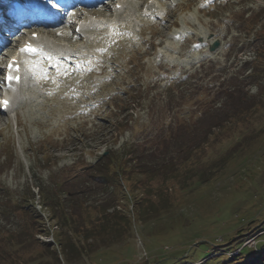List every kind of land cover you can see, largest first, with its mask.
<instances>
[{"label":"rangeland","instance_id":"rangeland-1","mask_svg":"<svg viewBox=\"0 0 264 264\" xmlns=\"http://www.w3.org/2000/svg\"><path fill=\"white\" fill-rule=\"evenodd\" d=\"M164 1L155 2L153 18H138L134 25L128 22V27L115 35L98 39L78 74L52 82L55 85L30 88L26 92L32 98L13 111L0 112V264H67L55 241L58 236L84 242L89 251L100 248L101 251L75 255V264H107L124 252L130 257L128 261L142 262L150 251L164 253L188 239L185 235L165 237L168 224L181 220V210L197 220L195 240L210 236L213 240L214 244H202L203 251H198L197 256L208 251L211 254L207 257L213 258L235 256L241 249L256 253L263 247L264 251V243L258 240L264 238L262 235L256 238L255 245H244L246 237L264 229V129L249 135L241 144L239 136H229L214 143L212 149L211 136L203 149L206 161L201 168L209 167V162L216 161L240 139L234 152L221 165L211 168L207 181L199 182L194 176L184 187L176 181L166 183L164 194L171 206L159 209L153 216L152 211L146 213L150 216L146 221L135 216L144 192L140 182L123 178L116 188L93 179V169H87L104 151L121 149L125 142H138L139 149L153 147L157 134L153 128L161 125L162 116L166 122L178 116L172 111L149 116L143 99L159 95L170 79L179 83L178 88L209 87L211 83L206 82L215 75L224 77L233 65L239 66L252 55L255 42L230 55L225 45L240 31L241 23L234 18L246 9L260 11L264 0H219L212 7L211 0ZM214 38L220 39L221 45L211 52L208 45ZM86 43L85 39L77 42L76 48L87 50ZM211 60L218 65H211ZM219 66L225 69L217 72ZM243 87L249 89V94L255 91L254 84ZM216 99V108H223L221 99L212 98L211 102ZM116 100L124 110L114 111ZM188 106L184 104V108ZM155 119L158 123H154ZM126 121L131 128L123 127ZM259 121L256 126H261L264 117ZM146 122L147 126L142 127ZM159 183L160 180L151 182ZM45 186L65 200L63 205L79 225L70 228L53 216V208L40 192ZM80 189L86 191L80 200L89 205L87 212L78 200H73ZM100 204H109L106 211L118 210L130 221L127 230L123 227V235L107 244L97 237L85 240L81 232V220L98 211ZM143 222L152 231L143 228ZM236 228L241 233H235ZM146 243H150V251ZM104 246L109 247L102 251Z\"/></svg>","mask_w":264,"mask_h":264},{"label":"trees","instance_id":"trees-1","mask_svg":"<svg viewBox=\"0 0 264 264\" xmlns=\"http://www.w3.org/2000/svg\"><path fill=\"white\" fill-rule=\"evenodd\" d=\"M234 20L239 21L241 27L239 33L225 45L226 53L230 55L233 51L239 52L243 48L250 47L255 42L250 59H244L239 66L233 65V70L226 73L224 77L215 75L213 79L211 78V81L206 82L208 84L211 83L209 87L188 85V87L178 88L179 83L170 79L159 95L152 94L150 97L143 99L145 103L143 105L148 108L147 114L149 116L166 115L171 111L178 116L168 122L162 116L161 125L153 128V131L157 133L151 145L153 147L139 149L138 142H125L121 149H109L106 153L99 155L95 163L87 166V169H93L90 176L105 185L111 184L119 188L120 180L123 178L128 181L133 179L138 181V183L140 182L144 192L138 200L140 205L135 212V216L140 220L146 221L148 217L156 215L159 209L171 206L172 203L164 194L166 183L176 181L181 184V187H184L188 185L189 178L194 176H197L199 182L207 181L211 175V168L215 169V166L221 165L234 152L240 138L241 144L244 139L249 138V135L264 129V122L261 123V126H256V123L260 122L259 120L264 117V7L257 12L252 9L243 10ZM214 64L218 65V63L211 60V65L214 66ZM223 69L225 68L219 66L217 72ZM243 83L249 86L254 84V93L249 94L248 88L244 90L243 86L245 84ZM136 98L137 96L133 100ZM212 98L221 99L220 104L223 108H216L215 103H219V100L216 99L211 102ZM116 99L118 100V98ZM117 100L113 104L114 111L124 110L125 108H120L122 103ZM184 104H189V106L184 108ZM128 106L126 110H128ZM213 107L215 110H213ZM172 108L177 109V111L172 110ZM220 109L221 111L217 112ZM154 123H158V120L155 119ZM147 124L148 122L143 123L142 127H146ZM125 126L127 128L132 127L129 124L127 125V121L123 127ZM120 127V129H124L122 125ZM143 130V128L138 130L139 134ZM234 135L240 138L228 149L226 147L227 150L220 156L218 155L216 161L212 160L209 162V167H200V164L206 161L203 156V149L204 146L210 143L209 139L211 136L214 137L211 142L212 149L214 143L219 144L227 140L229 136L233 137ZM136 174L142 176L136 178ZM154 180H160V183L152 185L151 182ZM40 192L45 203L53 208V216L58 217V220H61L64 225H69L72 228L74 224H80L77 218H72V213L67 206L63 205L65 200L61 199L59 195L46 186L40 188ZM85 192L83 189L77 190L75 192L77 193L76 198H73V200H78L83 211L87 212V210H90L89 205L80 200L81 195ZM66 194L68 195V193ZM151 196L157 197V199L153 201L150 198ZM105 200L109 201L108 198ZM108 205L98 206V211L95 210L93 215L88 216L90 212L86 215L88 217L84 218L85 220H81V232L85 240L97 237L101 239L102 243L106 242L105 244H107L119 235H123L124 231L130 227L127 215L115 209L109 212L106 211ZM150 211L153 213L148 216L147 214ZM178 214L181 216V220L174 224L169 223V228L165 233L166 238H169L168 236L182 238L184 235L188 237L186 240L182 239L183 241L178 246L172 250H165L164 253L162 251L152 254L153 252L149 248L150 243H146L150 253H148L144 261L132 263L128 261L130 257H126L124 252L112 261H106V263L264 264V251L262 250L255 253L249 249L243 251L241 249L238 255L227 256L223 254L219 256L220 258L207 257L211 254L209 251L204 255L200 254V256H197L198 251H203L201 245L214 244L213 240L211 236L202 238L199 241L195 240L193 235L198 230L196 218H194V215L185 214L183 210L179 211ZM145 223H142V227L146 228L148 232L152 231L151 226ZM123 227H125V230ZM75 230L80 231L79 228ZM235 231V233H241L240 228H236ZM55 241L60 245L61 254L67 264H75V255L81 256L93 251H101L99 250L100 248L89 251L84 242L77 243L69 236H58ZM151 242H153L152 238ZM186 242L188 243L185 244ZM192 242H196V244L191 245ZM46 243L47 245L52 244L51 242ZM108 247H102V251H105ZM53 252L55 258L59 261L56 251Z\"/></svg>","mask_w":264,"mask_h":264},{"label":"bare ground","instance_id":"bare-ground-1","mask_svg":"<svg viewBox=\"0 0 264 264\" xmlns=\"http://www.w3.org/2000/svg\"><path fill=\"white\" fill-rule=\"evenodd\" d=\"M157 1H159L161 4H163L165 2L164 0H157ZM157 1L156 0H119V2L123 6L121 9H119L117 11H115L112 8V6L106 5L104 10L106 13H108V11L110 12L108 15H110V14L112 15L113 11L115 12V15H118L117 16L118 19H116V21L112 20V22H110V23H107V22L104 23L103 18H100L99 16L85 17L84 19H82L81 24L79 26V34H77L78 35L77 40H73L72 36L74 35V31L72 34H67L62 29H56L54 31V34H52L53 39L52 40H49V39L44 40L43 46L47 50L52 51L57 56L56 64L54 66H58L60 63H62V65L58 66V68L63 69V65H65L66 63H71V62L74 63V62L79 61V59H77L79 57L78 54L86 52V50H84V49L83 50L82 49H75L72 46L69 47L68 45H66L64 43L67 42L71 45H75V43H77L79 41H83L85 39V41L87 42L86 44L88 46H91V44L93 42L96 43V41L98 40L97 38L100 37V35H102V33L106 31L104 29L107 27H111L113 29V31L119 30V29L123 30V29H126L128 27V22H130V24L133 22V25H134V23L138 20V18H141V20H142L145 18L146 19L150 18V16H153L154 14L150 15L151 12H147V11H149V10H152L153 12L156 11L155 10L156 9L155 2H157ZM132 15H134L135 17H132ZM76 24L77 23H74V25H76ZM73 28H74V26H73ZM111 28H109V29H111ZM47 32L50 34L53 33L52 30H48ZM53 40L54 41L58 40V41H57V43H53L54 42ZM96 44L98 45V43H96ZM63 50L67 51L68 54L60 53V51H63ZM27 92L24 89L19 90V88H16L15 92L13 93L14 95L12 97L11 108L8 110H4L3 112L6 113L8 111H12V108L14 105H17V106L22 105L26 99L32 98L29 95V93H27ZM249 235H247V236H249ZM259 235H262V236L264 235V229H260L259 232L255 236L253 235L251 237L250 236L247 237L244 240V244L251 243L253 241H257L256 238Z\"/></svg>","mask_w":264,"mask_h":264},{"label":"water","instance_id":"water-1","mask_svg":"<svg viewBox=\"0 0 264 264\" xmlns=\"http://www.w3.org/2000/svg\"><path fill=\"white\" fill-rule=\"evenodd\" d=\"M220 45V40L218 38L214 39L209 46V50L212 52Z\"/></svg>","mask_w":264,"mask_h":264},{"label":"snow or ice","instance_id":"snow-or-ice-1","mask_svg":"<svg viewBox=\"0 0 264 264\" xmlns=\"http://www.w3.org/2000/svg\"><path fill=\"white\" fill-rule=\"evenodd\" d=\"M22 51L34 52L36 51V49H33L31 46H28L26 49H22ZM8 79L11 80V77H8Z\"/></svg>","mask_w":264,"mask_h":264},{"label":"built area","instance_id":"built-area-1","mask_svg":"<svg viewBox=\"0 0 264 264\" xmlns=\"http://www.w3.org/2000/svg\"><path fill=\"white\" fill-rule=\"evenodd\" d=\"M263 236H264V235H263ZM263 239H264V238H263ZM256 242H257V241H253V242H251V243H247V244H244V245L251 246V244H252V245H255V244H256Z\"/></svg>","mask_w":264,"mask_h":264}]
</instances>
